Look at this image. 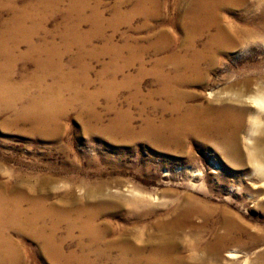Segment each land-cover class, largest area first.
<instances>
[{"label":"bare ground","instance_id":"obj_1","mask_svg":"<svg viewBox=\"0 0 264 264\" xmlns=\"http://www.w3.org/2000/svg\"><path fill=\"white\" fill-rule=\"evenodd\" d=\"M136 1L138 2L132 12L130 13V10V14L123 17L125 20L140 13L145 15V18L154 16L160 7L157 0ZM42 2L55 8L62 1ZM181 2L183 6L177 11V18L169 22L171 28L180 30V41L174 42L173 36L166 37L165 32L160 31L157 37L154 36L155 42L146 46L137 42H124V45L117 46L109 36L100 50L88 48L95 43L93 39L97 34L105 33L101 32V28L106 24V20L103 14L98 12L89 17L82 15L81 12L88 3L85 0L68 4L67 14L78 11L79 18H76L74 23L72 21L73 24H67L64 30L58 31L56 35L46 30L43 31L44 35H40L42 28L37 23L26 25L28 13H14L15 17L6 24L3 22L5 25L1 24L4 27L0 31V112L14 111L15 123L29 122L32 133L42 135L50 133V126L66 112L67 105L79 99L83 104L82 113L89 118L87 123L85 122L86 127L88 130L97 129L91 122H102V116L95 107L98 97L108 94L109 99L113 101L118 87H132L134 93L131 95L130 106L133 103L138 105L139 101L143 102L139 107L142 125L138 128L133 125L134 117L129 111L131 108L123 110L112 105L109 110L113 113V118L107 125L98 128V131L120 137L124 141H148L163 150L181 149L188 139L199 148L210 146L212 142L213 146L215 145L214 151L220 153L227 162L236 166L253 165L254 172L263 178V185L260 186L262 188L264 152L260 151V145L264 143V137L254 143H251V137H247L248 145L243 147L241 144L240 133L247 112L244 106L229 102L215 105L211 101L189 103L185 97V89L182 91V88L199 84L204 73L206 74L205 70L209 68L210 71L217 63L218 55L258 43L260 38H264V11L259 14L251 11L253 16L242 15L245 19L239 16L240 13H233V10L238 8L248 14L249 8L263 6L264 0ZM50 13V16L47 14L45 18L54 16ZM67 18L66 20H69ZM85 21L96 26L94 32L86 33L82 30L81 23ZM57 38L61 40L59 42H62V46L57 43ZM23 44L26 46L24 51L21 50ZM73 46H77L79 55H75L72 64H66L63 57ZM97 52L104 56L111 55L110 59L108 58L110 62L104 64L98 74L100 79L106 74L109 79L102 80L101 88L92 91L90 89L93 81L89 77L91 67L83 57L88 55L100 58ZM147 56L152 60H148ZM18 61L32 63L34 69L31 72L25 69L22 82L15 83L13 73ZM73 64L76 69H72ZM135 67L136 74H130ZM119 75L123 76L121 81H118ZM147 75L153 76L157 88L144 94L142 84ZM24 77L26 82L30 81L31 86L35 87L34 92L28 91L29 84L24 81ZM253 82L252 77L246 80L248 86ZM261 87L258 86L253 95L247 93V99L251 101L249 107L255 106V102L262 105L258 107L256 115L253 114L255 118L259 111H264V88ZM68 91L73 93L69 101L64 99V93ZM148 107H151L154 115H146ZM256 127L252 125L250 132L255 133ZM191 159V155H188L185 163H189ZM194 176L192 173V177ZM106 189L97 187L94 192H88L84 201L49 203L44 198L34 196L36 191L25 195L19 191L1 188L0 264H22L21 245L11 233L34 240L37 243V254L51 264H251L247 258L240 260L242 249L255 248L263 238L259 233H252L249 225L241 223L239 217L224 204H213L208 197L199 198L194 194L185 193L181 197L180 206L169 210L149 224L147 219L154 213L151 207L140 213L131 207V204L148 207L143 197L135 202L133 199L128 200L134 203H125L119 197L104 194L103 190ZM261 195L264 199V192L255 195V198L260 199ZM117 206L126 208L129 213L127 216H121L125 225L113 228L108 216L104 215L108 210L111 214L110 210ZM262 207L264 208V202L261 209ZM195 218L201 219L200 225L195 223ZM151 228L154 233L148 232ZM228 249L230 250L227 251ZM224 255L228 259H225ZM256 264H264V253L257 257Z\"/></svg>","mask_w":264,"mask_h":264},{"label":"rangeland","instance_id":"obj_2","mask_svg":"<svg viewBox=\"0 0 264 264\" xmlns=\"http://www.w3.org/2000/svg\"><path fill=\"white\" fill-rule=\"evenodd\" d=\"M6 1L0 0V31L13 16L26 12L30 19L27 20L28 24L26 22L27 26H30L31 22L32 24L37 23L42 28L40 35H44L43 31L45 30L56 35L62 32L67 24H71L72 21L74 23L80 15L78 11L67 14L68 4L77 0H61L64 3L61 2L55 8L44 4L42 2L44 0H8L7 3ZM85 1L88 3L81 14L89 17L94 12H98L101 15L103 14L102 16L107 24H104L101 28V32L105 33L97 34L93 39L95 43L93 42V46L89 47L88 50L90 48L100 50L101 46H104V40L110 37L112 40L114 39L113 44L117 46H122L128 42V44L137 42L146 46L151 42H155L154 36L157 37L160 31L165 32L166 37L173 36L174 42L180 41V30L171 28L169 22L177 18V11L183 6L181 0H157L160 7L154 13V16H151L152 18H145L146 16L140 13L139 15L135 14L131 19L129 18L130 21L125 20L123 17L128 16L132 12L138 2L136 0ZM3 7L8 8L4 9ZM60 8H63L61 10L64 13ZM88 8L90 9L88 10ZM249 10L248 14H244L243 10L237 8L233 10V13H240L239 16L245 19L242 15L251 14L253 16L251 11L258 14L264 11V4L259 8L253 6ZM31 11L35 13L32 14ZM49 13L54 16L51 15V18H45L47 14V16H50ZM62 13L63 16H66L63 17ZM11 14L13 15L11 16ZM40 14L44 17L43 19ZM32 18L35 20L33 21ZM66 18L69 20H66ZM39 20L40 22H38ZM119 22L120 24H118ZM1 24L4 25L1 26ZM90 24L92 23L89 21L82 22V30L84 29L83 31L86 33L94 32L96 26ZM149 38H152L153 41ZM260 39L261 41L258 43L218 55L217 63L210 71L209 68L205 70L204 79L202 78L199 84L182 88V91L185 89V97L189 103L198 104L211 101L215 105H222L227 102L242 104L247 111L245 113L244 126L240 133L243 147L248 145L246 143L248 142L246 140L247 137H251V143L264 137V111H259L255 118L254 115H256L258 107H249L250 102L247 99L248 95L254 94L258 86L264 88V38ZM56 41L62 46L59 38ZM22 46L21 50L24 51L26 46L24 44ZM66 54L63 57V61L66 64H72V60L79 55V49L77 46H73L69 53L67 52ZM110 57V54H105V56L102 54L100 58L99 56L84 55L83 59H85V62L88 60L86 63L91 67L90 72L92 71L91 73L89 72V77L93 81L90 90L100 89L102 80L106 81L109 79L107 74L103 79H100L101 77L98 74L103 69V65L110 62L108 60ZM147 58L152 60L149 56ZM33 67L32 63L29 64L28 62L25 64L23 61H18L14 67L13 81L15 83L22 82L26 70L31 72L34 69ZM71 67L76 69L74 64ZM131 73L136 74V67L130 71ZM119 76L118 81H121L123 76ZM151 77L153 78V76L147 75L143 79L142 88L144 94H148L147 92L157 88L155 79ZM250 77L253 78L254 82L251 86H248L246 80ZM24 81H27L25 77ZM26 83L29 84L30 90L28 89V91H31L30 93L34 92L35 87L31 86V82L28 81ZM122 87H118L115 91L117 93L114 97L115 101L109 99L108 94L98 97L95 107L96 111L102 116V122L100 124L91 122L92 125L94 124L98 128L107 125L113 118V113L109 110L112 105L117 109L123 110L131 108L129 111L134 117L133 125L137 128L142 125L139 107L141 104L143 105V102L139 101L138 105L133 103L130 106L134 89L132 87ZM71 93L70 91L65 92L64 99L69 101L73 96V93ZM76 102H72V104L74 103L73 105H67L66 112L56 123L50 126V133L42 135L33 134L29 122L21 121L15 123L14 111L0 112V189L19 191V193L25 195L28 192L36 191L33 193L36 197L44 198L49 203H61L62 201H84L88 192L92 193L97 187L102 186L104 189L107 188L105 191L103 190L104 194L111 197H119L125 203L131 199L135 202L136 199L143 197L142 199L146 201L144 203L149 208L143 205L138 207L136 204H131L134 203L132 201H128V203L133 205L129 206L139 213L151 207L154 213L147 219L149 224L153 223L159 216L162 217L169 210L171 211L176 206H180L181 197L185 193L194 194L199 198L208 197L213 204H224L228 210L239 217L241 223L249 225L252 233L261 234L263 238L258 241L257 246L255 248L242 249L240 257V260L247 258L251 264H256L257 257L264 253V208L262 207L261 209L264 199L263 195H261L262 198L260 197V199L255 197L260 192H264V186L260 188L263 185V178L254 172L253 165L236 166L227 162L220 156V153L214 151L215 145L213 146L212 142H210V146L199 148L188 139L181 149L170 148L169 150H163L148 141L126 140V142L120 137L103 134L97 130L98 128L88 130L86 123L89 118L82 113V101L77 99ZM148 108H146V115H154L155 113L151 107ZM252 125L257 126L255 133L250 132ZM260 151L264 152V143L260 145ZM188 155H191L193 161L191 159L189 163H185ZM192 173L195 175L194 177H192ZM217 191L221 193L218 194ZM135 193H138V195H134ZM110 212L112 213L109 214V210L108 213L106 211L104 217L108 216L113 228L125 225L121 216L128 215L129 212H126V208L117 206L113 207ZM215 219L216 217L214 216L213 220ZM128 222H130V219ZM195 223L200 225L201 219L195 218ZM152 229H149L148 232L154 233L155 231ZM11 234L21 245L22 264H51L37 254V243L34 240L17 236L15 233ZM198 255L200 256V253ZM224 258L228 259L225 255Z\"/></svg>","mask_w":264,"mask_h":264},{"label":"snow or ice","instance_id":"obj_3","mask_svg":"<svg viewBox=\"0 0 264 264\" xmlns=\"http://www.w3.org/2000/svg\"><path fill=\"white\" fill-rule=\"evenodd\" d=\"M251 102V101H250ZM255 106L261 107L262 105L259 102H255Z\"/></svg>","mask_w":264,"mask_h":264}]
</instances>
